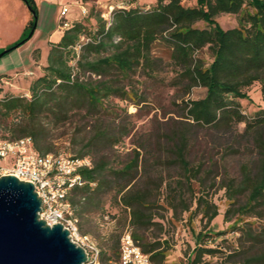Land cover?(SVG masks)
<instances>
[{
  "label": "rangeland",
  "instance_id": "rangeland-1",
  "mask_svg": "<svg viewBox=\"0 0 264 264\" xmlns=\"http://www.w3.org/2000/svg\"><path fill=\"white\" fill-rule=\"evenodd\" d=\"M156 1L0 0V54L22 42L0 56V73L10 74L0 79V99L6 94L31 98L30 83L44 72L51 42L58 41L64 30L65 6L69 26L82 22L97 30L100 17L111 24L113 9L147 10ZM182 2L194 6L197 0ZM215 18L228 29L239 25L240 14L223 12ZM32 19L35 24L30 27ZM196 26L208 24L199 21ZM90 40L83 37L82 44ZM104 41L102 46L88 47L85 57L96 59L118 50ZM81 47L71 64L80 81L102 86V104H92L77 87L57 90L42 107V116L28 120L26 127L42 133L51 153L88 156L97 169L101 184L92 186L99 191L92 189L86 201L79 199L75 205L80 235H87L99 250L98 260L89 264H115L109 258L120 252L126 231L137 235L142 248L153 249L156 264H189L200 233L207 251H200L196 264H264V205L257 213L241 208L262 166L264 124H253L264 109L261 82L244 88L249 97L234 98L251 125L222 113L218 122L203 124L190 118L188 111L192 100L206 95L207 88L195 81L191 69L196 62L206 66L212 62L207 46L186 60L164 33L132 69L110 65L101 74L77 67ZM16 122V113L0 119V139L17 137L18 132L6 126ZM182 146L190 173L179 159ZM136 157L138 167L129 187L133 195L143 194L144 201H135L131 213L117 187L109 190L107 181L118 184L131 178H118L116 172Z\"/></svg>",
  "mask_w": 264,
  "mask_h": 264
},
{
  "label": "trees",
  "instance_id": "trees-1",
  "mask_svg": "<svg viewBox=\"0 0 264 264\" xmlns=\"http://www.w3.org/2000/svg\"><path fill=\"white\" fill-rule=\"evenodd\" d=\"M183 0H157L147 10L138 8L113 9V19L107 26V20L99 18L97 30L89 29L82 22H76L72 26L65 27L58 41H52L47 56V64L43 66V73L38 75L30 83L29 90L31 98L6 94L0 99V119H8L12 113L17 114L18 122L8 124L9 130L18 132L15 139L31 136L34 148L43 154L51 153L42 133L31 131L26 127L28 120L35 121L41 117V109L52 99L55 91L69 88H80L91 99L94 105L102 104L101 88L98 83L89 85L79 80V75L74 71L71 60L76 59V49L81 45L82 52L76 60L79 69H86L92 73L101 74L104 67L116 65L124 70H130L139 64L142 57L150 48V43L160 35L166 33L168 40L173 44L175 51L184 59L193 60L196 51L208 47L213 55L209 65L202 62L194 63L191 73L196 82L207 88L203 98L192 100L189 108V117L193 120L212 124L218 122L220 113L223 117L246 121L234 98H247L248 93L244 90L255 81H260L264 93V0H197L194 6H185ZM248 7H251L250 10ZM239 13V25L224 29L216 20L219 13ZM63 26V18H61ZM205 21L207 27H198L196 23ZM35 24L32 19L30 27ZM101 35V37H100ZM91 37V40L82 44L83 37ZM118 37L117 43L114 38ZM105 38L118 48L114 53L96 59H87L84 51L90 47L104 45ZM22 43V42H21ZM21 43L8 48L3 55L19 46ZM10 76L8 73L0 74V79ZM107 87V86H106ZM105 89H109L106 88ZM0 87V94L2 93ZM67 114V113H66ZM264 124V109L258 111L257 118L253 124ZM25 125V126H23ZM186 145V143H184ZM184 146L179 148L180 161L185 171L190 173L191 168L188 160L184 157ZM75 157V156H73ZM86 157V156H84ZM262 166L259 176L249 185V194L246 204L241 208L244 213L252 211L257 213L264 205V149L261 152ZM138 167V158H133L123 168L117 170L116 176L123 178L132 175L134 168ZM85 180L83 185H76L68 192V200L76 210V203L80 199L87 200V193L99 191L100 179L97 178V169L82 167L79 170ZM114 177L116 179L117 177ZM133 177L124 183L116 184V181H107L110 190L117 187V193L121 194V201L131 208L135 201H144V195L132 194L129 185ZM78 199H76V197ZM86 203V202H84ZM133 238L138 239L136 234ZM202 234L196 236L195 257L190 259L189 264H196L200 251H207L202 246ZM142 248V247H141ZM149 253L152 260L157 254H151L152 248H142ZM109 259L118 263L120 252L115 256L113 252ZM162 254V252H161ZM115 257V258H114ZM155 263V261H154ZM156 264V263H155Z\"/></svg>",
  "mask_w": 264,
  "mask_h": 264
},
{
  "label": "built area",
  "instance_id": "built-area-1",
  "mask_svg": "<svg viewBox=\"0 0 264 264\" xmlns=\"http://www.w3.org/2000/svg\"><path fill=\"white\" fill-rule=\"evenodd\" d=\"M68 12V6L61 11L63 28L70 24L67 19ZM80 47L81 45H78L77 49ZM91 166L92 162L88 156L40 153L34 148L31 136L0 139V177L12 174L34 184L42 201L40 218L50 225L61 223L69 230L71 239L84 247L88 254V260L84 264L98 260L99 250L87 235H80L79 218L68 200V192L72 187L85 183L79 170ZM117 264L155 263L150 254L144 252L136 242L131 232L126 231L121 237L120 259Z\"/></svg>",
  "mask_w": 264,
  "mask_h": 264
},
{
  "label": "water",
  "instance_id": "water-1",
  "mask_svg": "<svg viewBox=\"0 0 264 264\" xmlns=\"http://www.w3.org/2000/svg\"><path fill=\"white\" fill-rule=\"evenodd\" d=\"M41 204L32 182L0 177V264H84L85 248L63 224L41 219Z\"/></svg>",
  "mask_w": 264,
  "mask_h": 264
},
{
  "label": "crops",
  "instance_id": "crops-1",
  "mask_svg": "<svg viewBox=\"0 0 264 264\" xmlns=\"http://www.w3.org/2000/svg\"><path fill=\"white\" fill-rule=\"evenodd\" d=\"M3 73H8V72H1L0 74H3ZM9 74V73H8Z\"/></svg>",
  "mask_w": 264,
  "mask_h": 264
}]
</instances>
